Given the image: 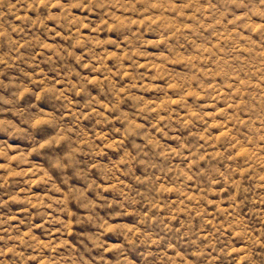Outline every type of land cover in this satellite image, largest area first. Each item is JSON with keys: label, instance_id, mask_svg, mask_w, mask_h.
Segmentation results:
<instances>
[{"label": "rangeland", "instance_id": "obj_1", "mask_svg": "<svg viewBox=\"0 0 264 264\" xmlns=\"http://www.w3.org/2000/svg\"><path fill=\"white\" fill-rule=\"evenodd\" d=\"M0 264H264V0H0Z\"/></svg>", "mask_w": 264, "mask_h": 264}]
</instances>
